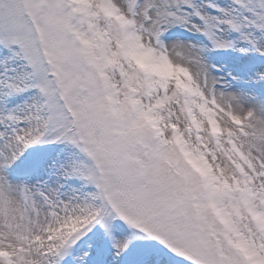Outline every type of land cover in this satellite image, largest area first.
Segmentation results:
<instances>
[{
  "label": "snow or ice",
  "instance_id": "obj_1",
  "mask_svg": "<svg viewBox=\"0 0 264 264\" xmlns=\"http://www.w3.org/2000/svg\"><path fill=\"white\" fill-rule=\"evenodd\" d=\"M0 264H264V0H0Z\"/></svg>",
  "mask_w": 264,
  "mask_h": 264
}]
</instances>
